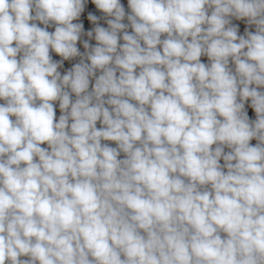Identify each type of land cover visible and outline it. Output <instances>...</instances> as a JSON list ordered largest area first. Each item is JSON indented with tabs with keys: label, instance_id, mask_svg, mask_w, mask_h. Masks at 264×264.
<instances>
[{
	"label": "clouds",
	"instance_id": "1",
	"mask_svg": "<svg viewBox=\"0 0 264 264\" xmlns=\"http://www.w3.org/2000/svg\"><path fill=\"white\" fill-rule=\"evenodd\" d=\"M0 264H264V0H0Z\"/></svg>",
	"mask_w": 264,
	"mask_h": 264
},
{
	"label": "built area",
	"instance_id": "2",
	"mask_svg": "<svg viewBox=\"0 0 264 264\" xmlns=\"http://www.w3.org/2000/svg\"><path fill=\"white\" fill-rule=\"evenodd\" d=\"M122 3L125 4V6L127 5V0H122ZM57 115H59V111L57 110ZM98 127H99V124H98Z\"/></svg>",
	"mask_w": 264,
	"mask_h": 264
}]
</instances>
